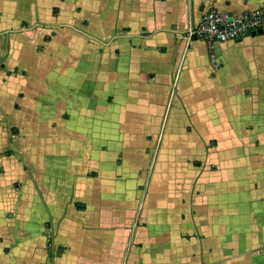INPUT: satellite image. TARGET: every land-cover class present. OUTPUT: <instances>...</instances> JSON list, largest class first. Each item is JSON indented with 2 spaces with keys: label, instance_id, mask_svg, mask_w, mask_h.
Masks as SVG:
<instances>
[{
  "label": "crops",
  "instance_id": "obj_1",
  "mask_svg": "<svg viewBox=\"0 0 264 264\" xmlns=\"http://www.w3.org/2000/svg\"><path fill=\"white\" fill-rule=\"evenodd\" d=\"M0 0V264H264V26L209 5Z\"/></svg>",
  "mask_w": 264,
  "mask_h": 264
},
{
  "label": "built area",
  "instance_id": "obj_2",
  "mask_svg": "<svg viewBox=\"0 0 264 264\" xmlns=\"http://www.w3.org/2000/svg\"><path fill=\"white\" fill-rule=\"evenodd\" d=\"M264 26V4L255 9L243 10L237 14L222 11L213 4L209 5L201 15L197 24L185 29L186 39L205 43L209 59L215 63L214 49L223 41L235 42L245 35L256 32Z\"/></svg>",
  "mask_w": 264,
  "mask_h": 264
},
{
  "label": "water",
  "instance_id": "obj_3",
  "mask_svg": "<svg viewBox=\"0 0 264 264\" xmlns=\"http://www.w3.org/2000/svg\"><path fill=\"white\" fill-rule=\"evenodd\" d=\"M254 33H261V29L258 28V29L256 30V32H251V34H254ZM192 39H194V37H193Z\"/></svg>",
  "mask_w": 264,
  "mask_h": 264
}]
</instances>
